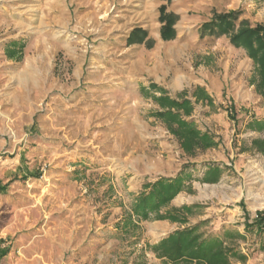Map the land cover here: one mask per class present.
I'll list each match as a JSON object with an SVG mask.
<instances>
[{"label": "rangeland", "instance_id": "1", "mask_svg": "<svg viewBox=\"0 0 264 264\" xmlns=\"http://www.w3.org/2000/svg\"><path fill=\"white\" fill-rule=\"evenodd\" d=\"M161 7L174 14L160 0H0V264H166L147 244L184 226L119 223L146 184L179 174L192 175L171 202L191 207L187 226L206 221L227 243L240 233L248 259L235 264H264V233L246 228L264 211L254 63L228 36L201 34L214 11L264 23V0H175L176 37L146 45L134 31L153 33ZM199 86L213 103L189 119L219 145L190 156L153 95L195 101ZM209 165L217 182L202 180Z\"/></svg>", "mask_w": 264, "mask_h": 264}, {"label": "trees", "instance_id": "2", "mask_svg": "<svg viewBox=\"0 0 264 264\" xmlns=\"http://www.w3.org/2000/svg\"><path fill=\"white\" fill-rule=\"evenodd\" d=\"M161 11L160 20L164 22L162 36L164 39L174 38L176 31L173 26L176 16L172 13H165L164 7H161ZM240 14L238 10L214 11L211 19L202 24L201 34L204 36L208 32L211 35H226L234 46L246 51L247 56L254 63L250 84L255 86L257 93L264 100V23L253 24L249 19H240ZM141 32L139 29L134 31V33ZM142 34L145 35V31ZM143 38L144 36L140 41ZM21 51L16 41L9 47L11 57ZM151 87L158 88L154 83L151 84ZM193 96L196 98L195 101L186 93L177 98H173L163 91L160 95H153L154 101L160 106V109L154 111V116L166 122L169 131L178 138L182 149L190 156H195L198 151H205L219 145V141L214 135L202 131L194 120L189 119L196 104L199 102L212 104V97L201 86L197 87ZM251 127L264 131V121H254ZM252 144L258 151L264 153V137L254 138ZM222 173L223 169L219 165H209L202 180L217 182ZM191 177V174L187 176L179 174L173 178H160L153 183L146 184L144 191L137 196L132 204L131 211L125 216L124 221L119 223L120 227L136 228L140 221L153 220H169L184 226L157 243L147 244V248L158 258L164 260L166 264H235L236 262H245L248 255L236 241L238 238H242V234L229 233L230 242H224L219 239V236L208 235L202 231L201 228L206 221L187 226L190 206L171 205L173 199L181 191L187 189L189 185L186 180ZM257 215L254 222L246 221V228L252 229L256 226L259 232L264 233V211H258ZM143 257L145 258V255Z\"/></svg>", "mask_w": 264, "mask_h": 264}, {"label": "crops", "instance_id": "3", "mask_svg": "<svg viewBox=\"0 0 264 264\" xmlns=\"http://www.w3.org/2000/svg\"><path fill=\"white\" fill-rule=\"evenodd\" d=\"M176 1L184 2L185 0H176ZM156 2H157V7H158V0H156ZM174 2H175V0H160V4L161 5L162 4L167 5L168 6V11L173 12L174 15L176 16V22H175V25H174V27L176 28V23L179 20V17H180L179 14H181V12L180 11H177V10H170L169 6L170 7H173V3ZM183 10H185V9L183 8ZM163 25H164V22H161L160 23V26L157 27L153 33H148L147 29L142 28V32L140 34H142L144 31H145V33H147V37L144 40V43L146 45L158 46V41L162 42L164 40V38L162 36V26ZM134 28H136V27H133L132 30H134ZM138 28H141V27L139 26ZM176 35H177V31H176ZM176 35H175V37H176ZM149 83L150 84H153L154 83L158 87V81L157 80H152ZM213 85H214L213 86V89L216 90L217 89V85L216 84H213Z\"/></svg>", "mask_w": 264, "mask_h": 264}]
</instances>
